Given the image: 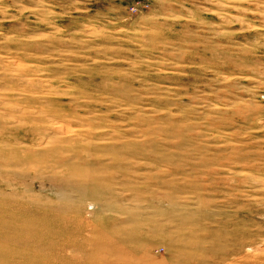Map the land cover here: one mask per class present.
I'll return each mask as SVG.
<instances>
[{"label": "rangeland", "instance_id": "rangeland-1", "mask_svg": "<svg viewBox=\"0 0 264 264\" xmlns=\"http://www.w3.org/2000/svg\"><path fill=\"white\" fill-rule=\"evenodd\" d=\"M0 264H264V0H0Z\"/></svg>", "mask_w": 264, "mask_h": 264}]
</instances>
